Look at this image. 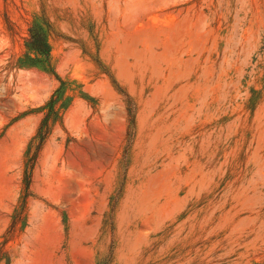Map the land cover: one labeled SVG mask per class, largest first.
Returning <instances> with one entry per match:
<instances>
[{"label": "rangeland", "instance_id": "1", "mask_svg": "<svg viewBox=\"0 0 264 264\" xmlns=\"http://www.w3.org/2000/svg\"><path fill=\"white\" fill-rule=\"evenodd\" d=\"M33 23L51 70L22 62ZM0 249V264H264V0H0Z\"/></svg>", "mask_w": 264, "mask_h": 264}, {"label": "trees", "instance_id": "2", "mask_svg": "<svg viewBox=\"0 0 264 264\" xmlns=\"http://www.w3.org/2000/svg\"><path fill=\"white\" fill-rule=\"evenodd\" d=\"M25 52L22 58V62L28 65H38L45 69L51 70L50 65V44L46 38L44 28L37 23H33L28 28L27 37L24 40ZM61 87L57 88L54 95L40 107L44 110V115L40 121V124L33 137L30 138L26 147L27 159L24 162L23 170V187L26 194L29 193V188L32 179V171L35 166L38 153L42 147L44 140L46 139L51 124L58 116L57 102L61 93ZM132 122V120H131ZM25 207V198L22 201L21 209ZM21 212L15 214L10 224V231H13L16 224L19 222ZM0 249V260L3 256Z\"/></svg>", "mask_w": 264, "mask_h": 264}]
</instances>
